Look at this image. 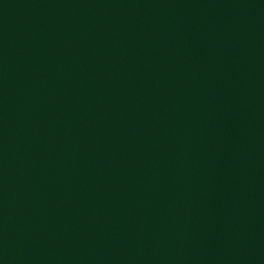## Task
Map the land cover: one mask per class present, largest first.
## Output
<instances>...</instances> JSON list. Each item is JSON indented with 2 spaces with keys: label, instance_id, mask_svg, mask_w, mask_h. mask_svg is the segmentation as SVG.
Instances as JSON below:
<instances>
[{
  "label": "water",
  "instance_id": "obj_1",
  "mask_svg": "<svg viewBox=\"0 0 264 264\" xmlns=\"http://www.w3.org/2000/svg\"><path fill=\"white\" fill-rule=\"evenodd\" d=\"M0 264H264V0H0Z\"/></svg>",
  "mask_w": 264,
  "mask_h": 264
}]
</instances>
